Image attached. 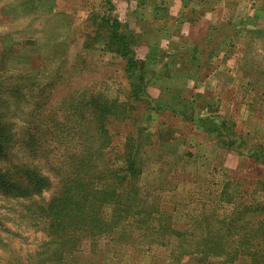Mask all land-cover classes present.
I'll use <instances>...</instances> for the list:
<instances>
[{
  "label": "rangeland",
  "instance_id": "obj_1",
  "mask_svg": "<svg viewBox=\"0 0 264 264\" xmlns=\"http://www.w3.org/2000/svg\"><path fill=\"white\" fill-rule=\"evenodd\" d=\"M188 1L194 17L211 9L219 22H198L189 38L169 0H0V111L15 136L2 166L32 165L52 185L0 196V264L47 262L38 205L85 158L91 172L126 170L180 231L200 216L264 202V0ZM104 15L120 21L142 83L124 72ZM256 218L244 212L234 230L242 234ZM112 239L92 245L98 256L84 244L80 264H176L168 246Z\"/></svg>",
  "mask_w": 264,
  "mask_h": 264
},
{
  "label": "trees",
  "instance_id": "obj_2",
  "mask_svg": "<svg viewBox=\"0 0 264 264\" xmlns=\"http://www.w3.org/2000/svg\"><path fill=\"white\" fill-rule=\"evenodd\" d=\"M101 24L111 26L110 37L120 41L118 52L125 60L124 72L130 76L137 74L142 83L145 72L137 69L134 55H129L127 37L117 33L120 21L104 15ZM134 89L135 95L139 96L144 85ZM108 111L104 110L105 113ZM4 115L5 112L0 111V196L25 198L39 195L52 185L49 177L38 168L19 163L13 171L10 165L2 166V162H7L15 137L11 123L4 119ZM209 119L204 118L206 121ZM206 131L214 132L215 129L208 127ZM25 143L28 146L30 142L27 139ZM31 144L33 146L34 140ZM253 150L250 148L246 153L257 160ZM81 156H85L84 153ZM87 162L85 158L82 166H74L57 194L44 206L38 205L43 231L48 237L45 244L51 246L42 256L47 261L42 264H80L79 260L83 258L80 249L84 244L91 249L92 245L105 240L109 242L110 237L116 235L117 239H112L113 242L121 238L135 245L146 244L148 248L153 245L168 246L167 257L176 264L193 256L201 257L194 264H233L240 258H248L253 264H264V202L242 209L235 206L230 213L211 219L200 216L195 220V228L180 231L172 227L171 216H167L164 209L160 210L156 200L151 201L148 194L143 195V188L129 179L126 170L101 168L91 172L90 165L85 168ZM248 211H254L255 218L258 217L249 230L243 227L241 234L239 230H234L233 224ZM217 223H221L222 227L218 228ZM239 239L240 244L237 243ZM90 252L98 256L100 250L94 247Z\"/></svg>",
  "mask_w": 264,
  "mask_h": 264
},
{
  "label": "crops",
  "instance_id": "obj_3",
  "mask_svg": "<svg viewBox=\"0 0 264 264\" xmlns=\"http://www.w3.org/2000/svg\"><path fill=\"white\" fill-rule=\"evenodd\" d=\"M196 6L189 1L183 2V0H169V4L167 6L168 13L176 18H184L180 24H181V33L185 37L192 38L191 30L194 28V25H198V22L203 23L204 21H208L209 23L216 25L217 22V16L216 11L209 9L208 12H206L204 15L200 16V18L194 17V12L196 10L194 9ZM216 9V8H215ZM198 19H200L198 21ZM190 31V32H189ZM188 39V38H185ZM184 40V38L182 39ZM181 41V40H180ZM183 44V41L181 42ZM196 46V45H195Z\"/></svg>",
  "mask_w": 264,
  "mask_h": 264
}]
</instances>
